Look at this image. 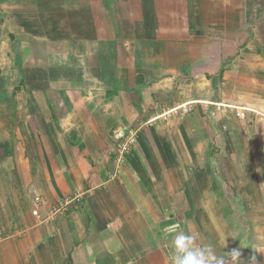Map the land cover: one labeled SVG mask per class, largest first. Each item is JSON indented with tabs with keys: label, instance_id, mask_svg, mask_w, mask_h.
I'll use <instances>...</instances> for the list:
<instances>
[{
	"label": "crops",
	"instance_id": "obj_1",
	"mask_svg": "<svg viewBox=\"0 0 264 264\" xmlns=\"http://www.w3.org/2000/svg\"><path fill=\"white\" fill-rule=\"evenodd\" d=\"M260 121L264 0H0V264H264Z\"/></svg>",
	"mask_w": 264,
	"mask_h": 264
},
{
	"label": "clouds",
	"instance_id": "obj_2",
	"mask_svg": "<svg viewBox=\"0 0 264 264\" xmlns=\"http://www.w3.org/2000/svg\"><path fill=\"white\" fill-rule=\"evenodd\" d=\"M167 231L173 234L172 264H228L229 261L239 264L241 260V253L237 250H233L230 255L225 252L217 255L213 245L198 243V234L192 232L191 228L184 231L173 225ZM251 260L252 264H256L255 256Z\"/></svg>",
	"mask_w": 264,
	"mask_h": 264
},
{
	"label": "rangeland",
	"instance_id": "obj_3",
	"mask_svg": "<svg viewBox=\"0 0 264 264\" xmlns=\"http://www.w3.org/2000/svg\"><path fill=\"white\" fill-rule=\"evenodd\" d=\"M53 106H55V105H53ZM70 107H71V105H70ZM33 111H39L38 110V108L36 107V105H34V103H33V109H32ZM255 117V116H254ZM51 122H53V121H51ZM260 122H262V123H264L263 121H260ZM246 124L248 125V126H250V127H252V128H255V127H261V126H263V124H261V123H259V121L258 120H256V118H252V119H250L249 121L247 120L246 121ZM134 130H135V128H133ZM129 131V130H128ZM117 135H123V138H117ZM137 138H138V135H137ZM128 140H129V133H127V134H125V133H117L116 135H114L113 137H112V139H111V148H112V150H113V153H114V155L116 156V154H117V156H116V158H115V162H118V166H122V165H125V163H126V161H127V159L129 158L128 156H129V154L131 153V151L135 148V145L137 144V139H136V141H135V143H133V145H131L130 146V148H129V150L124 154V159H123V162H119V159L120 158H122L121 157V153H120V148H119V145L121 144V142H125V141H127L128 142ZM49 153V157H51V155H52V152L51 151H49L48 152ZM53 154H54V152H53ZM86 158V157H85ZM38 159H42L43 160V162H44V164L46 163V161H45V159H44V157L42 158V157H38ZM87 159V158H86ZM38 163H39V161H37ZM48 166V165H47ZM47 166H46V168H47ZM199 171L200 170H196V169H193V170H191V174H193V177L194 176H196L195 174L197 173H199ZM194 179L195 178H193V182H194ZM17 190H19V187H17ZM28 192V191H27ZM71 202V199H69L68 201H65V202H63L64 204H66V203H68V205L65 207L66 209H71L72 207H76V205H75V203H70ZM41 203H42V199H41ZM62 203V204H63ZM61 205V204H60ZM59 206V205H58ZM237 210H238V212H241V213H243V210L244 209H246V205H244L243 203H239V201H238V205H237Z\"/></svg>",
	"mask_w": 264,
	"mask_h": 264
},
{
	"label": "built area",
	"instance_id": "obj_4",
	"mask_svg": "<svg viewBox=\"0 0 264 264\" xmlns=\"http://www.w3.org/2000/svg\"><path fill=\"white\" fill-rule=\"evenodd\" d=\"M193 111V108L191 107H185L182 109V115H188L190 114L191 112ZM119 133H129V140L128 142L125 141V142H121V144L119 145V148H120V153H121V157L119 159V162H123V159H124V154L129 150L130 146L133 145V143H135L136 139H137V131H126V132H123V131H120ZM118 133V134H119ZM117 138H123V135H117ZM35 202H36V210L34 211V215L39 218L40 216V205H41V199L40 197H37L35 199ZM68 205V203L66 204H61L59 206H55V207H52L51 208V214L56 216L57 214H59L60 212H62L63 209H66L65 207Z\"/></svg>",
	"mask_w": 264,
	"mask_h": 264
}]
</instances>
